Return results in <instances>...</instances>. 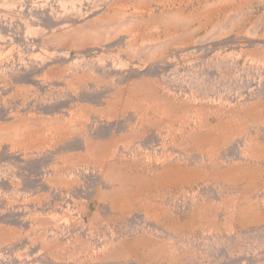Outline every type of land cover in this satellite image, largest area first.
<instances>
[{"label":"rangeland","instance_id":"obj_1","mask_svg":"<svg viewBox=\"0 0 264 264\" xmlns=\"http://www.w3.org/2000/svg\"><path fill=\"white\" fill-rule=\"evenodd\" d=\"M0 264H264V0H0Z\"/></svg>","mask_w":264,"mask_h":264}]
</instances>
